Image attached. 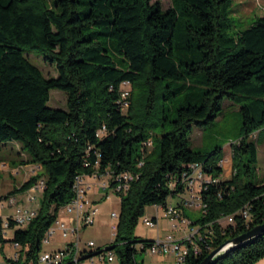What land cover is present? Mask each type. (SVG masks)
Instances as JSON below:
<instances>
[{
	"label": "trees",
	"instance_id": "obj_1",
	"mask_svg": "<svg viewBox=\"0 0 264 264\" xmlns=\"http://www.w3.org/2000/svg\"><path fill=\"white\" fill-rule=\"evenodd\" d=\"M230 6L231 0H172L165 10L152 0H0V148L20 143L29 157L20 164L43 170L19 192L39 178L45 182L33 217L25 225L8 217L7 234L0 235V244L21 247L12 264H42L45 232L73 198L75 177L94 171L96 160L101 173L136 174L119 193L114 239L104 247L119 264H138L136 252L152 242L133 234L144 207H164L183 189L172 181L192 162L218 179L201 188L202 214L190 223L211 250L264 222V173L250 138L264 129V16L232 35ZM29 51L53 64L56 76L45 77ZM125 81L131 91L123 109L119 86ZM51 89L66 94L65 109L47 105ZM178 94L169 117L166 102ZM224 99L241 104V134L231 143V175L222 180L223 148L195 151L189 134L211 122ZM102 125L105 132L97 136ZM174 207L183 214L181 204ZM245 209L247 218L240 213ZM231 214L234 225L220 229L218 220ZM210 251L194 257L189 250L191 264ZM262 257L264 233L211 264H254Z\"/></svg>",
	"mask_w": 264,
	"mask_h": 264
},
{
	"label": "rangeland",
	"instance_id": "obj_2",
	"mask_svg": "<svg viewBox=\"0 0 264 264\" xmlns=\"http://www.w3.org/2000/svg\"><path fill=\"white\" fill-rule=\"evenodd\" d=\"M152 2H158L161 8L164 10L172 6V0H152ZM230 8L231 11L229 16L233 22V25L229 32L232 35H235L241 29L248 27L256 17L264 16V0H231ZM27 57L29 61H31V63L36 65L42 71L45 77L56 76L57 73L55 66L46 62L43 55L35 51H29L27 53ZM123 90L128 91V96L125 97V100L127 101V103H129L131 86H126ZM181 97L182 94H178L169 102H166L167 115L169 117H173L174 109L180 103ZM47 105L52 108L65 109L66 94L61 90L51 89L49 91V100L47 102ZM240 107L241 104L235 103L228 99H224L222 102L221 111L218 113V115L211 122L201 127L193 126L189 134V147L194 149L195 151L205 152L211 151L216 147L223 148L224 154L228 158V163L222 169L223 171L220 175L221 178H229L231 174V143L235 142L241 134ZM261 132L262 133L260 134V136H258L257 133H254L250 137L257 145L256 167L259 169L260 175L264 173V129H262ZM16 150H22L20 143H17L15 141L4 143L0 148V161H3L4 163L5 161L11 159L13 162H16V164H19L21 161H26L29 158L28 154L25 151L23 155L15 154ZM0 166V168H2L0 169V192L5 191L11 186L15 185V187L12 189L13 191L11 190L10 192H8L6 196L19 192L20 185L27 178H29L37 171H43L38 165H28L25 168H18V174L9 175L3 169V164H1ZM107 177L108 176L106 174L102 175L99 179L102 178L100 181L105 180L107 182ZM39 180L44 179L39 178ZM22 192H31L30 194L35 197L34 199L26 201L25 204L28 208H34V215V211H36L40 205L42 192L32 190V187ZM18 194L19 200L21 198L27 197V194H22L21 192H19ZM120 197L121 196L119 193L114 192L108 186L106 187V190L102 188L99 191H95L93 187L87 190L86 198L90 203L89 206L95 209V214L93 215L94 221L92 224H89L85 227L80 224L79 241L81 249L85 248V242L90 240L94 241L95 245L101 248H104L105 246H108L112 243L114 239L112 227L117 224L118 217H111V213L116 212L118 214ZM180 197L187 198L188 193L183 190L177 191L168 196L167 203L175 206L179 205ZM1 201L3 202L5 200ZM201 207H203V204L198 207L196 205L190 206V204L188 203V205H185L183 207V210L186 213L185 217L188 218L189 221H195L202 214V211L200 209ZM156 212L158 213V224L154 226L146 225L144 223V219L155 217ZM72 215L73 214L66 213V211L63 209L58 218L64 221H68V218L72 217ZM187 223L189 222L187 221ZM172 224L178 227L173 228ZM181 226L182 225L178 221L169 220L164 215V211L162 208L157 207L156 209L155 205H147L144 207L143 214L138 219L133 234L138 239L146 240H154L157 237H165L168 234L177 237L182 234L183 228H181ZM64 243L65 240L64 237H62L61 232L59 230H55V233L50 236L49 242L41 244L40 251L43 252L52 249L63 248L65 245ZM20 249L21 247H14L12 244L7 242L1 243L0 260L12 257L14 252H19ZM135 259L138 264H174L173 258L171 256L162 254H150V252L148 251L136 252ZM83 264H90V262L88 261V259H83Z\"/></svg>",
	"mask_w": 264,
	"mask_h": 264
},
{
	"label": "built area",
	"instance_id": "obj_3",
	"mask_svg": "<svg viewBox=\"0 0 264 264\" xmlns=\"http://www.w3.org/2000/svg\"><path fill=\"white\" fill-rule=\"evenodd\" d=\"M128 82H122L119 86V92L122 95H128V91L123 90L126 86H129ZM122 108L125 109L127 104H121ZM105 132V126L102 125L96 131L97 136H101ZM149 144V143H148ZM97 158L99 155L97 154ZM228 158L223 154L218 165L222 168L228 163ZM88 166V162L84 163ZM94 171L89 174L82 173V177H75L73 184V198L61 207L58 211L55 221L52 223L50 228L45 232L42 243H48L50 236L55 233V230L61 232L62 237H64L65 245L63 248L52 249L49 251H41L39 255V262L42 264H60L65 259L70 260L71 264H83V259H88L90 264H119L117 256L112 249L103 248L102 251L89 256L88 251L97 248L94 241L90 240L85 242V248H80L79 241V229L80 224L83 227L92 224L95 214V209L89 206V202L86 198V192L90 188H94L95 191H99L102 188L106 190L108 186L111 190L116 193H123L128 188L130 182L136 177L129 171H123L116 174L111 172H100L98 170V161L94 163ZM186 173H193V180H186ZM108 181H100L99 179L102 175H106ZM231 175V174H230ZM110 179L113 180L114 185H110ZM218 179L212 178L203 168V165L199 162L189 163L185 168V185H183V191L188 193L187 198L180 197L183 202L189 203L190 206L196 205L200 206L201 203V188L203 185L208 183H214ZM44 180H39L32 185V190L43 191L45 184ZM19 193V192H17ZM14 193L5 197L0 196V207H10L12 211L0 217V235L5 236L8 231V217L14 220L20 225H25L33 217L32 207L28 208L25 204L26 201L34 199L35 197L31 195V192H21L22 194H27L26 198H19V194ZM5 200V201H1ZM87 206V207H86ZM86 207V209H85ZM160 207V206H158ZM164 211V215L171 221L173 218H177V214H174L173 210L170 209V203H166L164 207H160ZM66 213L73 214L72 217L68 218V221H64L58 216L61 214L62 210ZM242 216H247V211L240 212ZM111 217L117 218L118 214L116 212L111 213ZM234 216L225 217L224 221L218 222L220 229H224L227 225H234ZM144 223L148 226L156 225V219L146 218ZM177 228L178 226H174ZM182 234L179 236H173L171 234L165 237H157L152 240L149 246L146 247L145 251L150 252V254H162V255H173L174 264H191L189 260V250H197L198 257L202 254L201 245H208V251L211 250V243L206 239L205 235L201 233V237H188V227L181 226ZM180 228V229H181ZM198 229L199 226H197ZM113 234H115L116 225L112 227ZM205 233L212 234L209 229H205ZM15 247V246H14ZM140 248V247H139ZM96 256V257H95ZM17 253L14 252L12 257L4 258L0 260V264H12L9 259H16ZM117 259V260H116Z\"/></svg>",
	"mask_w": 264,
	"mask_h": 264
},
{
	"label": "water",
	"instance_id": "obj_4",
	"mask_svg": "<svg viewBox=\"0 0 264 264\" xmlns=\"http://www.w3.org/2000/svg\"><path fill=\"white\" fill-rule=\"evenodd\" d=\"M264 233V222L253 226L249 230L227 239L224 243L212 249L199 264H211L221 254L229 251L231 248L237 247L250 240L251 238ZM107 249V248H105Z\"/></svg>",
	"mask_w": 264,
	"mask_h": 264
},
{
	"label": "crops",
	"instance_id": "obj_5",
	"mask_svg": "<svg viewBox=\"0 0 264 264\" xmlns=\"http://www.w3.org/2000/svg\"><path fill=\"white\" fill-rule=\"evenodd\" d=\"M262 132H260L259 133V135L258 136H260V134H261ZM13 150V149H12ZM14 151V150H13ZM11 152V151H10ZM15 154H24V152L21 150V151H19V150H16L15 151ZM1 164H3V169L9 174V175H12V174H18V172H19V170H18V168H25L26 166H28V165H31V166H36V165H34V164H16V162H13L11 159H9V160H7V161H5L4 163H3V161H0V165ZM10 166H12V167H10ZM1 167V166H0ZM231 168V167H230ZM0 169H2V168H0ZM28 179V178H27ZM26 179V180H27ZM220 179H222V180H225V179H228V178H221L220 177ZM15 187V185L14 186H11L9 189H7V190H5V191H2V192H0V196L1 197H5L6 196V194L8 193V192H10L13 188ZM15 190V189H14ZM13 191V190H12ZM14 192H16V191H14ZM14 194V193H13ZM18 194V193H17ZM183 201L182 200H180V204L184 207L185 205H183V203H182ZM170 206H172L171 204H170ZM175 206V205H174ZM176 206H178V205H176ZM157 207L158 206H156V209H157ZM198 207H200V206H198ZM159 208V207H158ZM202 208V207H201ZM200 208V209H201ZM196 210V209H195ZM12 211V208H8V207H0V217H2V216H4V215H7V214H9L10 212ZM156 211H158V210H156ZM184 211V210H183ZM184 215L186 216V213H185V211H184ZM157 216H158V213L156 212V214H155V219H156V223L158 224V219H157ZM181 216H182V218L183 219H185L186 221L184 222V221H178L182 226H184V227H187L186 225H188L187 224V221L189 222V223H191L185 216H183V214H181ZM156 224V225H157ZM174 226H176V225H174ZM191 227L192 226H188V230H189V232H188V235L190 234V229H191ZM167 256H171L172 258H173V261H174V256L173 255H167ZM254 264H264V257H262L261 259H259L257 262H255Z\"/></svg>",
	"mask_w": 264,
	"mask_h": 264
},
{
	"label": "bare ground",
	"instance_id": "obj_6",
	"mask_svg": "<svg viewBox=\"0 0 264 264\" xmlns=\"http://www.w3.org/2000/svg\"><path fill=\"white\" fill-rule=\"evenodd\" d=\"M128 96V95H122L121 92H120V104H128L127 101L125 100V97ZM78 177H82V175L78 176ZM186 180H193V173H186ZM178 181V183H180L183 187V185H185V171H183L180 176L177 178V180L175 179V181H172V186H174V184ZM177 188V187H176ZM183 190V189H181ZM183 203V202H182ZM183 204L185 205H188V203L184 202ZM170 209L173 210L174 214H177V218H173V221H184V219L181 218V213L174 207L170 206ZM242 211H247L246 209L245 210H242ZM241 211V212H242ZM233 216L232 214L231 215H227V216H223L221 217L218 222H221V221H224L225 220V217H231ZM244 218H247V216H243ZM188 225H186L187 227L190 226V223H187ZM189 232V230H188ZM188 237H201V234L199 233L198 231V228L197 227H191L190 229V234L188 235ZM201 250L202 249H208V245H201ZM192 251V256L194 257H198V251L197 250H190Z\"/></svg>",
	"mask_w": 264,
	"mask_h": 264
}]
</instances>
